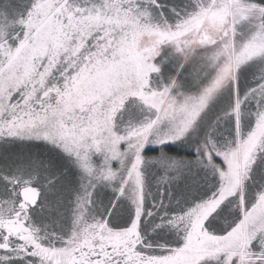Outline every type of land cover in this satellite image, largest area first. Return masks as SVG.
<instances>
[{"label":"snow or ice","instance_id":"obj_1","mask_svg":"<svg viewBox=\"0 0 264 264\" xmlns=\"http://www.w3.org/2000/svg\"><path fill=\"white\" fill-rule=\"evenodd\" d=\"M0 264H264V0H0Z\"/></svg>","mask_w":264,"mask_h":264}]
</instances>
